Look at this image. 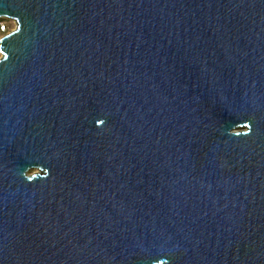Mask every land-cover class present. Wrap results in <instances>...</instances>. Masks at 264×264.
Returning <instances> with one entry per match:
<instances>
[{
    "label": "water",
    "instance_id": "1",
    "mask_svg": "<svg viewBox=\"0 0 264 264\" xmlns=\"http://www.w3.org/2000/svg\"><path fill=\"white\" fill-rule=\"evenodd\" d=\"M0 17V264H264V0Z\"/></svg>",
    "mask_w": 264,
    "mask_h": 264
},
{
    "label": "built area",
    "instance_id": "2",
    "mask_svg": "<svg viewBox=\"0 0 264 264\" xmlns=\"http://www.w3.org/2000/svg\"><path fill=\"white\" fill-rule=\"evenodd\" d=\"M11 26L14 28L15 23L13 20L5 18V17H0V38L7 34L9 31L13 30Z\"/></svg>",
    "mask_w": 264,
    "mask_h": 264
},
{
    "label": "rangeland",
    "instance_id": "3",
    "mask_svg": "<svg viewBox=\"0 0 264 264\" xmlns=\"http://www.w3.org/2000/svg\"><path fill=\"white\" fill-rule=\"evenodd\" d=\"M11 28H13V27L11 26Z\"/></svg>",
    "mask_w": 264,
    "mask_h": 264
}]
</instances>
